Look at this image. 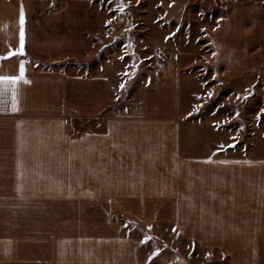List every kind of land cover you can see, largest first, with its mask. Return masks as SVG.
Returning <instances> with one entry per match:
<instances>
[{"label": "crops", "instance_id": "crops-1", "mask_svg": "<svg viewBox=\"0 0 264 264\" xmlns=\"http://www.w3.org/2000/svg\"><path fill=\"white\" fill-rule=\"evenodd\" d=\"M6 8L0 57L19 46L18 14L3 17ZM28 55L0 59V74L9 75L23 60L30 81L17 83L18 111L10 89L0 95V220L8 209L11 218L28 219L27 248L41 251L29 261L146 264L139 248L147 233L219 250L233 244L239 252L264 235V158H245L241 147H196L188 121L178 120L174 82L166 85L170 97L145 99L134 116L127 106L117 116L107 110L95 116L101 130L72 138L63 112L89 101L83 70L35 67ZM68 79L75 82L72 105ZM110 210L143 225L142 239L124 233Z\"/></svg>", "mask_w": 264, "mask_h": 264}, {"label": "rangeland", "instance_id": "rangeland-1", "mask_svg": "<svg viewBox=\"0 0 264 264\" xmlns=\"http://www.w3.org/2000/svg\"><path fill=\"white\" fill-rule=\"evenodd\" d=\"M21 5L24 52L35 67L83 70V107L72 105L75 82L68 79L70 137L101 130L95 116L107 110L117 116L127 106L128 116L139 114L145 99L170 97L166 85L174 82L178 120L188 121L196 147H241L245 158H264V0H0L8 8L3 17L19 16ZM91 101L99 106L87 107ZM9 210L0 220V264H34L30 255L41 251L27 248L28 219ZM110 215L142 239L143 225ZM154 237L139 248L146 264H264V235L241 252L233 244L219 250L175 234Z\"/></svg>", "mask_w": 264, "mask_h": 264}, {"label": "snow or ice", "instance_id": "snow-or-ice-1", "mask_svg": "<svg viewBox=\"0 0 264 264\" xmlns=\"http://www.w3.org/2000/svg\"><path fill=\"white\" fill-rule=\"evenodd\" d=\"M121 12L123 11V6H120L119 9ZM18 23H19V46L15 49H9V51L0 59H8L14 56H22L24 55V44H25V23H26V17H25V11L23 6H20L19 9V16H18ZM107 23V22H106ZM167 39V37H165ZM25 62L21 60L18 65V74H0V95H3L5 92H7L9 89L11 91V110L13 112L18 111L17 108V96H18V88H17V83L19 81H23L24 83H30L29 80L26 79L25 76ZM121 88L124 87V84L121 83L120 85ZM209 96L212 95L211 92L208 93ZM261 111H264L262 109ZM223 146H221L222 148ZM220 150V149H218ZM209 161L212 159V157L207 158ZM238 163V161H237ZM149 228L152 227V225L148 226ZM175 232V228L173 229ZM151 237L145 236L144 239L140 241L141 244H144L146 241L150 240ZM160 252L159 248H156L152 253L147 257L148 261H153L154 257H157L158 253Z\"/></svg>", "mask_w": 264, "mask_h": 264}, {"label": "trees", "instance_id": "trees-1", "mask_svg": "<svg viewBox=\"0 0 264 264\" xmlns=\"http://www.w3.org/2000/svg\"><path fill=\"white\" fill-rule=\"evenodd\" d=\"M110 214H113V215H115L117 218L122 219V217H121L120 215L114 213V212L111 211V210H110ZM150 235H152L151 238L157 239V237L155 238L153 234H150Z\"/></svg>", "mask_w": 264, "mask_h": 264}]
</instances>
